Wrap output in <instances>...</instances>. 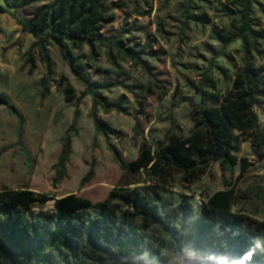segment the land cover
<instances>
[{"label": "rangeland", "instance_id": "374dc122", "mask_svg": "<svg viewBox=\"0 0 264 264\" xmlns=\"http://www.w3.org/2000/svg\"><path fill=\"white\" fill-rule=\"evenodd\" d=\"M24 1L18 8L21 0H0V7L24 18L31 16L39 4L51 0ZM241 1H108L116 18L101 34L107 40L122 37L124 48L134 52L128 54L136 61L116 50L109 58L105 48L99 49L95 66L87 58L82 59L89 80L106 86L99 89L102 99L126 111L107 113L100 107L96 109V119L112 132L107 138L96 131L91 117L92 97L84 94V86L58 48L53 44L48 47L53 73L46 81L45 92L46 69L36 51L32 52L35 69L27 64L34 38L10 14H0V94L7 101V105L0 103V192L28 189L51 194L55 199L76 194L101 203L125 180L144 182V172L123 173L113 152L128 164L136 160L144 139L155 147L170 130L188 135L193 127L189 101L193 102L196 86L201 83L205 84V106L220 104L241 66L242 43L237 40L224 47L213 36L237 30L240 22L228 14L227 7L237 11ZM249 1L252 26L264 33V0ZM257 47L252 62L264 75V40ZM81 52L87 56L89 49L85 47ZM9 107L23 120L21 137L17 135V116L10 113ZM255 113L264 130V100ZM136 122L140 135L134 134ZM66 136L70 152L61 164ZM238 140L234 155L239 161H247L245 171H241L240 162L233 172L222 171L215 163L195 183L185 182L175 173L157 187L142 184L149 185L151 194L171 216L169 227L157 223L147 229L145 264H213L211 261L217 257H208L205 246L208 233L202 227L204 207L209 197L223 190L234 191L232 211L245 220V244L237 251L243 250L247 257L256 255L261 261L258 264H264V149L257 153L249 142ZM20 148L28 152L31 168ZM90 172V179L80 186ZM3 212L0 204V216ZM54 212L53 201L34 205L29 213L39 234L9 241V251L25 249L24 264H29L33 255L31 245L44 243V235L52 232ZM133 222L138 223L137 219ZM88 225L82 226L81 246ZM2 242L0 252L4 249ZM222 247L225 253L218 257L221 264H240L236 249L234 256L226 257L227 247L224 243ZM213 251L219 253L216 244ZM132 259L138 258H129L126 264H140Z\"/></svg>", "mask_w": 264, "mask_h": 264}, {"label": "trees", "instance_id": "16d2710c", "mask_svg": "<svg viewBox=\"0 0 264 264\" xmlns=\"http://www.w3.org/2000/svg\"><path fill=\"white\" fill-rule=\"evenodd\" d=\"M108 1L51 0L39 4L31 16L24 18L16 17L14 12L0 7V14H10L34 38L27 64L32 70L35 69L32 52L36 51L46 69L45 92L48 90L46 83L53 73L48 47L53 44L58 48L63 60L84 86V94L92 97L91 117L96 131L105 138L112 132L107 125L96 119V109L100 107L107 113L116 109L119 113L126 111L121 105L108 104L102 99L99 89L106 86L89 80L82 59L87 58L95 66L100 48L106 49L109 58L116 50L126 57L136 59L134 55L128 54H134L133 51L124 48L122 37L107 40L101 34L116 18ZM23 4L25 1L21 0L18 8ZM238 8L233 11L227 7L228 14L236 16L240 22L237 30L213 36L224 47L237 40L242 43L241 66L232 87L226 91L220 104L198 107L190 100L193 127L189 134L184 136L170 130L165 140L155 147L144 139L135 161L124 164L118 153L113 152L114 160L123 173L144 172L146 177L144 182L137 180L132 183L130 180L125 185L112 189L104 202L93 204L76 194L55 199L51 194H37L28 189L0 192V204L4 207L3 215L0 216V243L3 241L4 248L0 252V264H24L25 249L11 252L7 245L17 236L27 239L37 236L39 232L34 228L32 214L29 212L34 205H44L51 201L54 202L55 226L52 232L44 235V243L31 245L33 255L29 264H126L133 257L138 259H132L131 262L145 264L143 252L146 250L147 229L157 223L169 227L171 216L151 194L149 185L142 184L151 183L157 187L175 173L180 174L183 181L195 183L215 163L220 165L222 171L233 172L240 162L241 171L246 170L247 161H239L234 155L239 148L238 138L249 142L257 153L260 148L264 149V130L259 126L255 113V109L264 100V75L256 71L251 57L258 51L259 41L264 40V33L256 31L252 26L249 0L241 1ZM85 47L89 49L87 56L81 52ZM196 88L206 94L205 84L201 83ZM74 98L71 97V100ZM0 103L7 105L1 94ZM9 110L17 116V135L21 137L23 120L12 107ZM134 134L140 135L137 122ZM63 145L61 164L70 152L68 136L63 138ZM20 152L31 168L28 152L23 148H20ZM91 176V172L88 173L80 186H84ZM133 184L139 185L132 186ZM233 203V190L218 191L205 203L202 227L208 233L205 244L208 257H217L211 263L221 264L218 257L224 252V243L227 247L226 257L234 256L236 249L240 254V264H258L261 261L256 255L247 257L243 250L237 251V248L245 244L246 238L242 233L245 220L233 213ZM134 219L138 223H134ZM85 224H89L88 234L81 246L80 237ZM215 244L219 253L213 251Z\"/></svg>", "mask_w": 264, "mask_h": 264}, {"label": "water", "instance_id": "95a60500", "mask_svg": "<svg viewBox=\"0 0 264 264\" xmlns=\"http://www.w3.org/2000/svg\"><path fill=\"white\" fill-rule=\"evenodd\" d=\"M193 103L198 107H205L204 92L202 90H196V95L193 98Z\"/></svg>", "mask_w": 264, "mask_h": 264}, {"label": "crops", "instance_id": "0c3cea01", "mask_svg": "<svg viewBox=\"0 0 264 264\" xmlns=\"http://www.w3.org/2000/svg\"><path fill=\"white\" fill-rule=\"evenodd\" d=\"M189 134V133H188ZM185 136H187V135H185ZM156 141H158V139H155ZM127 181H130V180H125V184L127 183ZM135 182H137V180H135V181H132V183H135ZM124 184V185H125ZM139 185V184H138ZM138 185H135V184H133L132 186H138ZM93 204H98V203H93Z\"/></svg>", "mask_w": 264, "mask_h": 264}]
</instances>
